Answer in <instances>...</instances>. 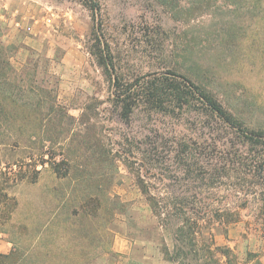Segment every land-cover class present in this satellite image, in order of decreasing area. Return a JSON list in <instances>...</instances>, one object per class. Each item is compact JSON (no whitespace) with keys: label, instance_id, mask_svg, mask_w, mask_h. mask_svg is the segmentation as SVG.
Wrapping results in <instances>:
<instances>
[{"label":"rangeland","instance_id":"1","mask_svg":"<svg viewBox=\"0 0 264 264\" xmlns=\"http://www.w3.org/2000/svg\"><path fill=\"white\" fill-rule=\"evenodd\" d=\"M28 1L38 14L29 24L15 21L18 29L11 34L0 25V42L18 76L54 89L69 118L32 137L36 131H19L12 107L1 120L0 245L8 253L0 254L17 249L20 264H176L172 235L139 184L158 199L194 205L195 159L178 144L205 140L209 120L200 110L154 112L142 103L126 118L112 95L110 74L125 85L141 77L183 75L244 128L264 131V0ZM85 1L98 3L97 12ZM226 133L235 132L225 128L216 135ZM99 151L104 161L96 163L91 155ZM69 161L74 174L86 172L92 181L57 179L52 165L64 170ZM73 183L101 186L106 198L124 207L113 214L107 204L98 219L79 214L67 232L58 227L38 233ZM235 201L206 202L204 234L230 247L242 264L248 252L264 257V223L243 211L240 223L223 224L220 215Z\"/></svg>","mask_w":264,"mask_h":264},{"label":"trees","instance_id":"2","mask_svg":"<svg viewBox=\"0 0 264 264\" xmlns=\"http://www.w3.org/2000/svg\"><path fill=\"white\" fill-rule=\"evenodd\" d=\"M85 5L93 13L99 9L98 3L90 6L85 1ZM7 56L8 50L0 42V128L3 126L1 120L7 119L10 115V107L15 114L17 112L20 132L36 131L30 134L31 137L38 135L37 131L46 129L56 119L62 121L63 117L69 118L68 112L58 103L55 90L37 85L30 78L25 81L14 71L7 61ZM99 65L107 69L106 76L109 77V64L104 58L99 60ZM110 81L114 86L112 95L117 103L122 105L126 118H129L134 106L142 103L145 108L154 112L200 110L202 117L209 120L210 133L211 131L213 133H209L205 140L191 143L184 141L178 144L184 152L189 150V155L195 159L192 166L196 186L191 190L194 205L188 208L183 202L171 203L158 199L144 182L139 186L147 197L154 216L166 224L172 235L173 262L240 264L238 258L232 256L233 251L230 247L217 246L213 237L205 236L204 219L209 212L205 204L208 200L217 198L227 200L228 205L229 200H236L232 202L235 207L228 208L220 215L226 226L240 223L243 211H248L249 216L256 215L254 223L259 224L260 221L264 223V131L244 128L209 91L183 75L173 78L141 77L125 85L120 83L121 79L118 76L112 77L110 74ZM225 128L235 133L216 135ZM103 154L99 151L93 153L91 158L96 157V163H100L104 161ZM65 166L66 168L62 170L59 164L52 165L57 179L63 177L73 182L76 179L79 180L77 182H85L94 178L86 172L74 174L75 167L70 161ZM20 177L24 179L23 176ZM81 185L73 183L63 190L61 206L49 214L44 225L36 227L38 233H44L48 229L57 230L58 227L67 232L73 227V221L79 214L81 216L88 214L93 219H98L107 204L110 205L113 214L124 207L121 201L106 198L101 186L88 185L85 188L80 187ZM168 190L170 198H174V190L171 188ZM1 204L2 202L0 206ZM252 205H256V208ZM42 229L44 231H41ZM20 259L21 253L19 254L17 249L8 255L0 254V264H20ZM242 264H264L263 255L248 252Z\"/></svg>","mask_w":264,"mask_h":264},{"label":"crops","instance_id":"3","mask_svg":"<svg viewBox=\"0 0 264 264\" xmlns=\"http://www.w3.org/2000/svg\"><path fill=\"white\" fill-rule=\"evenodd\" d=\"M15 1L16 2H13L12 0H0V25L5 26L10 34L12 33V30L16 31V29H18L17 26H15V21L21 20L24 21V24H29V18H31L35 13L38 14L36 6L33 5L32 2L28 0ZM17 15L18 17L15 19L14 17ZM23 28H25V25ZM123 242L124 241H120L118 246L120 247V251L125 253L127 248L122 244ZM0 248L4 249L0 250V253H8V251H6V246L0 245Z\"/></svg>","mask_w":264,"mask_h":264},{"label":"built area","instance_id":"4","mask_svg":"<svg viewBox=\"0 0 264 264\" xmlns=\"http://www.w3.org/2000/svg\"><path fill=\"white\" fill-rule=\"evenodd\" d=\"M16 17V16H15Z\"/></svg>","mask_w":264,"mask_h":264}]
</instances>
